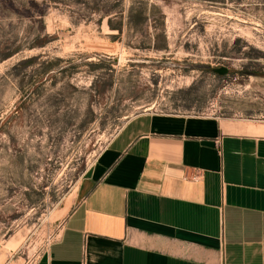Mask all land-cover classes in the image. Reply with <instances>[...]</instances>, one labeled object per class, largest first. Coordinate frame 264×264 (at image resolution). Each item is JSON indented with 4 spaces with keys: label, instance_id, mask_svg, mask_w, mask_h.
I'll return each mask as SVG.
<instances>
[{
    "label": "rangeland",
    "instance_id": "rangeland-1",
    "mask_svg": "<svg viewBox=\"0 0 264 264\" xmlns=\"http://www.w3.org/2000/svg\"><path fill=\"white\" fill-rule=\"evenodd\" d=\"M141 113L264 126V0H0V264L48 248Z\"/></svg>",
    "mask_w": 264,
    "mask_h": 264
},
{
    "label": "crops",
    "instance_id": "crops-1",
    "mask_svg": "<svg viewBox=\"0 0 264 264\" xmlns=\"http://www.w3.org/2000/svg\"><path fill=\"white\" fill-rule=\"evenodd\" d=\"M32 264H264V126L141 113Z\"/></svg>",
    "mask_w": 264,
    "mask_h": 264
},
{
    "label": "water",
    "instance_id": "water-1",
    "mask_svg": "<svg viewBox=\"0 0 264 264\" xmlns=\"http://www.w3.org/2000/svg\"><path fill=\"white\" fill-rule=\"evenodd\" d=\"M215 71L218 73V74H223L227 71V68L222 66V67H218L215 69Z\"/></svg>",
    "mask_w": 264,
    "mask_h": 264
}]
</instances>
